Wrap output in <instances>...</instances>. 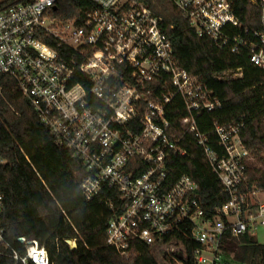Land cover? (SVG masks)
<instances>
[{
    "label": "built area",
    "instance_id": "built-area-1",
    "mask_svg": "<svg viewBox=\"0 0 264 264\" xmlns=\"http://www.w3.org/2000/svg\"><path fill=\"white\" fill-rule=\"evenodd\" d=\"M60 1L8 0L0 5V79L13 81L54 144L82 162L87 176L80 190L86 202L103 190L115 193L100 197L111 213L107 247L125 256L134 243L158 245L189 228L190 239L199 246L195 263L223 264L227 235H256L264 227V202H254V190L241 192L250 153L239 126L215 125L211 133L221 153L211 149L196 118L220 104L207 86L178 66L162 18L145 0H87L79 16L68 21L55 16ZM169 1L198 37L232 53L244 49L250 64L264 70V0H246L259 9V29L253 30L242 28L236 17L239 0ZM44 36L71 50V56L61 58L42 41ZM159 80L162 91L156 94L150 85ZM177 97L186 110L181 120L185 133L193 135L229 197L212 217L198 199L194 180L181 175L172 182L169 176L167 162L186 155L182 137L172 141L168 136L166 108ZM134 159L145 171L136 172ZM4 163L0 153V168ZM4 203L0 192V217ZM13 259L49 264L46 250L32 242L26 243L23 257L14 253Z\"/></svg>",
    "mask_w": 264,
    "mask_h": 264
},
{
    "label": "trees",
    "instance_id": "trees-1",
    "mask_svg": "<svg viewBox=\"0 0 264 264\" xmlns=\"http://www.w3.org/2000/svg\"><path fill=\"white\" fill-rule=\"evenodd\" d=\"M145 1L162 18L178 66L207 86L220 104L219 108L202 112L196 118L200 132L208 134L211 149L221 153L217 136L211 133L214 126H239L243 146L262 163V168L247 163L246 182L241 192H251L252 188L264 192V70L250 64L244 49L232 53L228 47L212 44L207 37H198L169 0ZM88 4L87 0H62L57 3L55 16L68 21L79 16V9ZM235 14L242 28L259 29V9L246 0L237 2ZM234 32L241 35L242 29ZM42 41L61 58L72 54L52 37L44 36ZM237 73L240 75L235 76ZM74 82L85 85L78 79ZM161 87L162 80L150 85L156 94L162 91ZM0 88V153L5 161L0 168V192L5 200L0 217L4 229L0 264H19L13 254L23 257L27 242L44 248L49 264H158L154 249L174 245L182 247L178 253H182L186 264H196L194 254L199 246L190 239L189 228L184 233L172 234L158 245L134 243L125 256L107 247L105 230L111 213L100 197H115V193L111 195V191L103 190L94 201L86 202L80 190L87 176L82 162L54 144L49 130L15 90L12 80L1 78ZM185 116L184 104L177 97L166 108L170 123L168 136L172 141L182 137L180 146L186 155L173 156L167 162V169L172 182L186 175L197 183L198 199L205 205L208 217H212L215 208L226 203L229 197L193 135L185 133L181 124ZM134 160L136 172L145 171V165ZM67 240L75 241L76 249L70 250ZM222 252L232 255L239 264H264V244L258 243L253 235L238 238L227 235ZM178 253L171 254L181 263ZM169 254L165 253L163 259L172 262Z\"/></svg>",
    "mask_w": 264,
    "mask_h": 264
},
{
    "label": "rangeland",
    "instance_id": "rangeland-1",
    "mask_svg": "<svg viewBox=\"0 0 264 264\" xmlns=\"http://www.w3.org/2000/svg\"><path fill=\"white\" fill-rule=\"evenodd\" d=\"M250 165L256 166V168H262V163L258 160H256L255 158L252 157V155H250V159L247 162ZM254 190V195H252L254 202H264V192H261L260 190H256L255 188H252L250 191ZM256 240L258 243L260 244H264V227H259L258 230L256 231ZM182 251V247L180 245H174V246H170V247H166V246H158L154 249L153 251V255L156 258L158 264H183L182 262H177L175 261L174 257L172 256L171 253H178ZM167 253L169 254L168 257L170 259H172V262L169 261H165L163 258L164 254ZM223 264H239L237 262H235L232 259V255L229 254H224L223 256Z\"/></svg>",
    "mask_w": 264,
    "mask_h": 264
},
{
    "label": "water",
    "instance_id": "water-1",
    "mask_svg": "<svg viewBox=\"0 0 264 264\" xmlns=\"http://www.w3.org/2000/svg\"><path fill=\"white\" fill-rule=\"evenodd\" d=\"M6 1H8V0H0V5L3 4V3H5ZM55 9H56V8H54V10H55ZM18 241H19L20 243H24V239H23V238H19ZM65 243L68 245V247H69L70 250L76 249V242H75V241L67 240V241H65ZM177 259H178L179 261H182L183 264H186V263L183 261L184 258H183L182 253H178V254H177Z\"/></svg>",
    "mask_w": 264,
    "mask_h": 264
},
{
    "label": "crops",
    "instance_id": "crops-1",
    "mask_svg": "<svg viewBox=\"0 0 264 264\" xmlns=\"http://www.w3.org/2000/svg\"><path fill=\"white\" fill-rule=\"evenodd\" d=\"M254 237H255V239H256V235H253Z\"/></svg>",
    "mask_w": 264,
    "mask_h": 264
}]
</instances>
